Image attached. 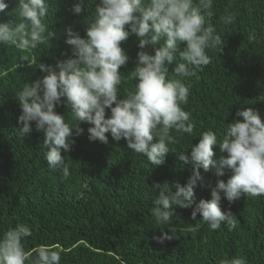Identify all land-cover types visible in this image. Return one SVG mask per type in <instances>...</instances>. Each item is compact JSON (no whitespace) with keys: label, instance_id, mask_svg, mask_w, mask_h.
Returning a JSON list of instances; mask_svg holds the SVG:
<instances>
[{"label":"trees","instance_id":"trees-1","mask_svg":"<svg viewBox=\"0 0 264 264\" xmlns=\"http://www.w3.org/2000/svg\"><path fill=\"white\" fill-rule=\"evenodd\" d=\"M6 2L9 7L0 14V22L15 21L16 0ZM79 2L50 0L44 22L56 37L36 49L0 44V236L17 224H26L32 230L24 241L26 252L58 246L60 264H220L237 257L246 258L248 264H264V194L229 202L221 193V210H230L236 224L222 223L215 231L199 214L192 220V208L174 206V234L168 225L157 224L150 211L158 195L151 190L154 182L184 186L192 176V163L185 165L178 156L185 152L190 158V145L198 143L201 133L211 130L222 138L228 124L243 119L236 113L247 107L264 117V0H214L209 22L223 43L207 50L211 63L186 81L191 84L190 95L182 107L191 114L194 132L191 136L171 133L176 143L169 145L162 165L150 164L145 156L128 149L124 139L114 141L110 133L106 134L108 144L90 142L87 128L91 125L81 124L83 134L73 137L71 151L61 153L70 171L64 178L62 169L53 170L44 160L43 133L36 131L35 122H30L31 133L21 137L16 93L25 83L42 78L36 64L55 67L71 57L66 29L85 37L95 0H83L77 15L72 9ZM226 10L235 14V20L224 26L220 17ZM121 47L129 57L120 69L123 96L136 82L132 70L140 49L135 35ZM25 55L28 59L22 60ZM174 66H169L170 75ZM55 110L65 115L66 122L75 123L63 104ZM213 150L214 159L224 155L218 147ZM199 172L202 180L194 189L195 203L210 200L217 180L226 182L231 175L225 170V176L218 178L212 168ZM164 233L173 239L158 243L155 238Z\"/></svg>","mask_w":264,"mask_h":264},{"label":"clouds","instance_id":"clouds-1","mask_svg":"<svg viewBox=\"0 0 264 264\" xmlns=\"http://www.w3.org/2000/svg\"><path fill=\"white\" fill-rule=\"evenodd\" d=\"M82 4L80 0L73 6L74 14L82 12ZM94 4L85 37L66 29L65 43L71 46V57L58 61L55 67L36 64L44 74L42 78L25 83L16 93L21 137L31 133L30 122H35L36 131L43 133L44 160L49 168L62 169L64 178L70 171L61 153L71 151L73 137L83 134L81 124L91 125L87 128L90 142L108 144L106 134L110 133L114 141L124 139L128 149L145 156L150 164L162 165L170 153L169 145L176 143L171 133L191 136L194 132L191 114L182 107L188 104L190 95L191 84L186 81L211 63L207 50L223 43L209 22L214 15V0H95ZM49 5L50 0H16L13 14L17 19L0 22V44L33 50L56 37L44 22ZM8 7L6 0H0V14ZM234 20L235 14L227 10L220 17L224 26ZM131 35L137 37L140 49L132 70L136 82L122 96L124 75L120 69L129 57L121 43ZM171 65L175 66L170 75ZM61 104L70 109L74 124L55 110ZM236 116L243 119L228 124L222 138L205 131L198 143L190 145V158L185 152L179 154L185 165H193V174L184 186L153 183L152 193L158 195L150 211L157 224L168 225L174 234L172 217L181 207L192 208V220L199 214L212 231L222 223L234 227L232 212L221 210V193L229 202L264 194V117L254 107ZM214 146L224 154L219 159H214ZM200 168L205 172L215 169L218 178L225 176V170L231 175L226 182L217 180L210 200L195 203L194 189L202 180ZM30 236L32 230L23 223L4 232L0 236V264H26L33 253L30 264H60L61 253L55 250L58 246H39L26 252L24 241ZM155 239L163 244L173 235L164 233ZM220 264L248 262L237 257Z\"/></svg>","mask_w":264,"mask_h":264},{"label":"bare ground","instance_id":"bare-ground-1","mask_svg":"<svg viewBox=\"0 0 264 264\" xmlns=\"http://www.w3.org/2000/svg\"><path fill=\"white\" fill-rule=\"evenodd\" d=\"M71 2V1H70ZM77 4V3H76ZM75 5V4H74ZM70 8V7H69ZM40 62H41V60H40ZM64 154V153H63ZM6 185V184H5ZM1 186V185H0ZM3 186V185H2ZM2 188V187H1ZM2 194V193H1Z\"/></svg>","mask_w":264,"mask_h":264}]
</instances>
